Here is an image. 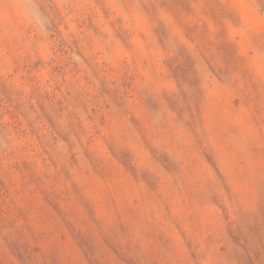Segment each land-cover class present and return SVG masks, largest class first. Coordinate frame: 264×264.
I'll return each instance as SVG.
<instances>
[{
  "label": "rangeland",
  "instance_id": "374dc122",
  "mask_svg": "<svg viewBox=\"0 0 264 264\" xmlns=\"http://www.w3.org/2000/svg\"><path fill=\"white\" fill-rule=\"evenodd\" d=\"M0 264H264V0H0Z\"/></svg>",
  "mask_w": 264,
  "mask_h": 264
}]
</instances>
